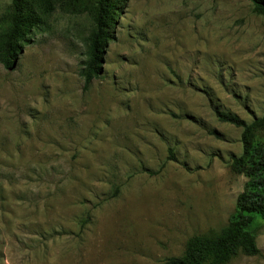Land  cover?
<instances>
[{
    "label": "rangeland",
    "instance_id": "1",
    "mask_svg": "<svg viewBox=\"0 0 264 264\" xmlns=\"http://www.w3.org/2000/svg\"><path fill=\"white\" fill-rule=\"evenodd\" d=\"M45 25L0 63V264H165L226 228L248 178L243 130L216 112L264 115V17L248 0H127L87 91L92 21ZM251 231L264 256V219Z\"/></svg>",
    "mask_w": 264,
    "mask_h": 264
},
{
    "label": "trees",
    "instance_id": "2",
    "mask_svg": "<svg viewBox=\"0 0 264 264\" xmlns=\"http://www.w3.org/2000/svg\"><path fill=\"white\" fill-rule=\"evenodd\" d=\"M254 14L264 17V0H248ZM127 0H12L10 23L0 40V63L13 69L30 43L29 36L46 26L57 12L70 16L87 15L93 29L87 41L86 60L81 76L84 90L103 74L108 44L115 40V26ZM220 123L242 129L244 153L233 160L234 173L244 175L248 183L238 195L237 209L229 225L219 234L194 237L184 255L165 264H230L240 253L264 258L251 229L256 217L264 219V115L251 124L236 115L217 111Z\"/></svg>",
    "mask_w": 264,
    "mask_h": 264
}]
</instances>
